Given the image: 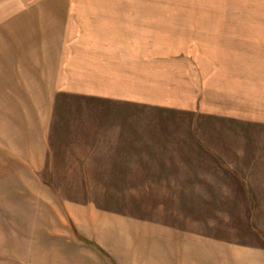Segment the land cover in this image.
I'll list each match as a JSON object with an SVG mask.
<instances>
[{
  "label": "rangeland",
  "instance_id": "1",
  "mask_svg": "<svg viewBox=\"0 0 264 264\" xmlns=\"http://www.w3.org/2000/svg\"><path fill=\"white\" fill-rule=\"evenodd\" d=\"M20 1L0 0V42L11 36L7 33H13L17 42H24V38L28 42L33 21L40 23L46 38L61 29L59 18L63 14L59 9L55 13L45 11L46 18L36 20L34 10ZM155 1L152 5L158 12L159 61L167 58L188 65L181 67L186 74L182 78L174 74L166 79L187 80L191 90H201L212 82L224 84L227 76L235 86L248 80L254 85L252 113L247 116L241 108L237 110L238 117L221 116L212 108L209 111V105L195 106V112L143 108L140 114L131 115L141 127L136 146L130 144L133 137H119V129L125 127L124 118L111 114L109 132L99 133H109L112 144L118 141L127 145L55 148L64 151L63 156L71 161H56L44 172L32 174L29 168L22 169V153L29 126L38 117L29 114L36 110V102L32 98H14L12 93L8 96L6 88L11 84L5 87L6 80L1 75L0 190L4 194L0 202H6L7 197L8 205L6 209L0 206V247L8 240L15 249H21V236L29 241H47L48 232L64 229L50 222L58 221L61 215L69 220V212L54 210L52 205V209L40 207L38 200L47 198V194H33L37 187L47 188L50 200L95 204L108 211L111 218L166 221L238 243H262L264 0ZM4 57L5 52H0V65L5 63ZM229 71L234 75L230 76ZM162 79L159 76V85ZM65 118L64 126L78 128L77 132H69L75 138L90 136L91 131L82 132L85 130L77 116ZM64 131L59 132L61 137ZM44 223L48 226H41ZM0 255L5 258L6 252Z\"/></svg>",
  "mask_w": 264,
  "mask_h": 264
},
{
  "label": "crops",
  "instance_id": "2",
  "mask_svg": "<svg viewBox=\"0 0 264 264\" xmlns=\"http://www.w3.org/2000/svg\"><path fill=\"white\" fill-rule=\"evenodd\" d=\"M20 3L34 10L32 16L36 20L46 18L45 11L55 13L59 9L63 14L59 16L61 29L50 32L51 38H46L47 33L40 31V23L33 21L28 42L25 38L24 42H17L13 33H7L11 36L0 42V52L6 55L5 63L0 65V77L4 76L5 87L11 84L6 88L7 95L12 93L14 98H32L36 102L33 106L36 110L29 114L38 117L29 126L22 153V169L29 168L32 174L44 172L50 163L71 161L63 156L64 151L55 148L118 146V141L110 142L109 133H99L109 132L111 114L124 118L125 127L119 129V137H133L130 144L136 146V139L142 135L141 127L131 115L140 114L143 108L195 112L194 108L209 105L208 110L212 108L214 114L231 117H238L237 110L241 108L247 116L253 111L254 85L248 80L235 86L227 76L224 84L212 82L201 90H191L186 86L187 80L166 79L174 74L182 78L186 74L181 67L188 65L167 58L159 61L158 12L152 5L155 0ZM12 50L17 53H9ZM249 71L252 72V66ZM229 75L234 72L229 71ZM159 76L163 78L161 85ZM174 89L185 91L167 93ZM67 115L78 117L81 129L85 130L82 132L91 131L90 136H82L87 139L78 140L69 133L77 132L78 128L63 125ZM62 130L70 137L64 134L61 137ZM32 193L47 194V198L38 200L40 207L52 209L49 206L52 205L54 210L69 212L70 218L61 215L58 221L50 222L64 229L48 232L47 241L42 238L29 241L21 236V249L3 241L1 244H6L0 247V252L4 250L6 256L0 255V264H264V237L260 244H243L166 221L111 218L108 211L95 204L50 200L51 194L44 187L34 188ZM7 205L6 197L0 206L6 209Z\"/></svg>",
  "mask_w": 264,
  "mask_h": 264
}]
</instances>
